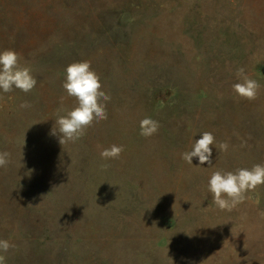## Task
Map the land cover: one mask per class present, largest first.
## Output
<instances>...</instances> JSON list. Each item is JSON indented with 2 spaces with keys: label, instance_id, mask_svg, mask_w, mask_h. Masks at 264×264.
Here are the masks:
<instances>
[{
  "label": "rangeland",
  "instance_id": "1",
  "mask_svg": "<svg viewBox=\"0 0 264 264\" xmlns=\"http://www.w3.org/2000/svg\"><path fill=\"white\" fill-rule=\"evenodd\" d=\"M6 49L37 84L0 89L4 264H264V185L231 210L208 191L217 170L264 164V0H0ZM79 61L110 95L108 118L61 145ZM240 68L255 100L233 91ZM146 117L160 125L150 137ZM205 131L212 164H188ZM114 144L120 157L102 159Z\"/></svg>",
  "mask_w": 264,
  "mask_h": 264
},
{
  "label": "clouds",
  "instance_id": "2",
  "mask_svg": "<svg viewBox=\"0 0 264 264\" xmlns=\"http://www.w3.org/2000/svg\"><path fill=\"white\" fill-rule=\"evenodd\" d=\"M63 88L69 97L76 100V106L66 111L65 115H58L52 134L60 135V144L76 142L86 132L93 121L99 123L108 118L106 103L110 101L109 94L101 90L102 84L99 75L92 69L90 62L79 61L69 64L65 69ZM239 82L232 85L233 91L242 99L255 100L261 85L251 79L240 68L236 72ZM37 84L30 68L21 66L20 55L12 49L0 52V89L11 92L14 88L30 93ZM21 108L30 107L24 103ZM159 122L146 117L140 121V135L150 137L159 130ZM215 137L211 132H203L195 141L192 150L184 152L182 159L193 164L197 158L199 165L212 164V145ZM220 149L227 151V143H221ZM123 146L112 145L100 152L104 160L118 159L123 152ZM8 152H0V167L10 162ZM108 167V165H103ZM264 185V164L253 165L251 169L240 168L235 172L217 170L212 173L208 181V191L212 194L213 203L221 210H231L245 199L248 191L255 190L257 186ZM12 247L7 240H0V250L7 252ZM5 257L0 255V264H4Z\"/></svg>",
  "mask_w": 264,
  "mask_h": 264
}]
</instances>
